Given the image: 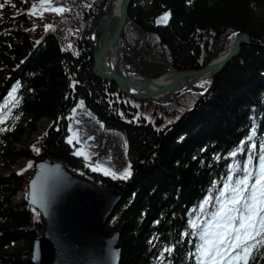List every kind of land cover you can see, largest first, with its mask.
<instances>
[{
  "label": "trees",
  "instance_id": "1",
  "mask_svg": "<svg viewBox=\"0 0 264 264\" xmlns=\"http://www.w3.org/2000/svg\"><path fill=\"white\" fill-rule=\"evenodd\" d=\"M39 3L0 0V128L7 129L0 132V264H32V242L43 230L36 208L25 199L12 204L8 196L24 187L33 162L3 175L10 165L30 155L59 158L77 175L111 186L112 178L92 171L83 156L74 155L75 142H67L76 121L73 109L120 129L127 142L132 181L119 185L122 200L105 223L109 231L120 230L119 264H197V258L204 264L197 251L199 233L219 208L220 186L229 175L235 180L242 174L253 143L249 168L258 169L264 145V48L257 46L264 41V0H131L120 47L132 56L118 51V58L126 70L147 77L156 78L170 66L202 67L238 29L250 35L252 44L241 45L206 94L200 91L207 80L204 87L193 84L166 99L135 98L93 73L86 38L111 0H52L70 11H45L41 18L38 9L28 15ZM165 13L169 19L158 24ZM46 25L54 30L46 32ZM14 87L18 104L9 99ZM43 118L50 124L32 140ZM253 128L256 135L247 141ZM27 140L37 141L40 151L25 147ZM241 141H247L245 153L238 151ZM138 162H143L139 169ZM257 248L264 253V247ZM253 254L256 259L248 264H264Z\"/></svg>",
  "mask_w": 264,
  "mask_h": 264
},
{
  "label": "water",
  "instance_id": "2",
  "mask_svg": "<svg viewBox=\"0 0 264 264\" xmlns=\"http://www.w3.org/2000/svg\"><path fill=\"white\" fill-rule=\"evenodd\" d=\"M130 2L131 0L121 1L119 16L108 40L104 39L95 45L89 36L86 43L93 60V73L104 80L115 82L122 92L135 98H168L178 91L187 90L195 81L211 74L209 84L200 91L206 94L213 86L217 74L239 53L241 45L252 44L249 33L238 29L231 48L222 58L215 60L216 57H213L199 68L176 69L170 66L172 80L166 85L153 88L149 84L152 77L138 72L145 80L135 78L130 76L134 73L132 71L122 73L106 64L108 53L121 41V31ZM111 11L112 0L91 32L104 29ZM257 46L264 48V41L258 42ZM225 49L226 47L219 53ZM142 58L150 59V56L143 53ZM118 61L121 62L119 59ZM132 86L143 87L145 90L134 91L130 88ZM142 164L143 162H138L135 167L139 169ZM33 181L36 182L35 188L32 186ZM26 183L25 200L39 211L43 219L42 233L33 239L29 252L32 264H119L122 249L119 242L120 230L109 231L105 228V223L114 207L122 200L123 192L119 189V184L128 185L129 182L113 180L111 186L103 188L72 172L59 158L36 156L32 174ZM32 194L37 197L36 204L31 202ZM42 201L46 206H41Z\"/></svg>",
  "mask_w": 264,
  "mask_h": 264
},
{
  "label": "snow or ice",
  "instance_id": "3",
  "mask_svg": "<svg viewBox=\"0 0 264 264\" xmlns=\"http://www.w3.org/2000/svg\"><path fill=\"white\" fill-rule=\"evenodd\" d=\"M191 3V0H188ZM4 5L0 4V8ZM39 15L42 18L45 11L54 12L58 15H63L64 12L70 11L65 7H55L52 4V0H40L39 5L33 4L29 10L28 15ZM170 13H165L159 17L157 23H166L169 19ZM54 30L52 25H46L45 31ZM39 43V41L37 42ZM71 45H69V48ZM208 83V82H204ZM204 83L200 87H204ZM18 87V86H17ZM74 87V85H73ZM17 88H13L9 93V99L13 100L15 104L19 103V100L14 97V93ZM7 104V101L5 102ZM83 101L79 102L78 107L83 106ZM76 109H73L75 112ZM10 113V109H9ZM15 119H19L16 116ZM4 122V117L0 116V124ZM78 123V122H77ZM103 127V125H101ZM5 128H0V132L6 131ZM71 130V129H70ZM47 135V133L45 134ZM256 135V129L253 128L251 135L247 137V141H252ZM76 139V133L73 136L68 137V143L73 144ZM247 141H241L238 146L240 153H245V145ZM76 143H80L76 139ZM256 148V144H251L247 148V161L241 171V175L235 180L232 175L227 177V182L224 185V190L220 192L217 197V203L220 205L216 212H213L211 220L205 222V227L200 231V240L203 242L197 246V251L200 252L201 257L206 261H215L216 264H220L221 261L224 264H229V261L233 257H238L243 260L244 264H248L249 259L255 260L256 255L253 254V250L260 255V258L264 259V253L259 252L260 247H264V145H261V154L258 157V169H250L249 165L253 160V150ZM33 150L39 152L40 149L35 145ZM74 155L84 156L85 159L89 157L83 150H78ZM237 151L230 153V156L235 157ZM28 167H32L31 163ZM239 167V166H237ZM102 170L104 175H111L113 179H127L131 176V172L125 169L119 175L111 171L110 169H101L100 164H96L92 167V171ZM33 188L36 186V182L32 183ZM31 202L37 203V197L35 194L31 196ZM209 201L205 200L204 204H208ZM41 206H46L43 201ZM203 207V205L201 206ZM192 228H197L198 224L195 221H190ZM187 235V233L185 234ZM171 252L172 249H166ZM197 264H200V258H197Z\"/></svg>",
  "mask_w": 264,
  "mask_h": 264
},
{
  "label": "rangeland",
  "instance_id": "4",
  "mask_svg": "<svg viewBox=\"0 0 264 264\" xmlns=\"http://www.w3.org/2000/svg\"><path fill=\"white\" fill-rule=\"evenodd\" d=\"M120 49L121 47L119 48L118 51H123V53H127V54L129 53L130 56H132L129 50L127 52L125 49L124 50L123 49L120 50ZM147 60H151V59H147ZM72 117L76 119V121L72 126L70 136H73V134L76 133V139L80 141V143H76V139H74L73 141L75 142L74 151L75 152L78 150L84 151V153L89 157L88 159L85 160L87 161V164L89 165L90 168L94 167L96 164H100L101 169L103 168L110 169L111 171L116 172L118 175L122 173L125 169L131 171L130 162L127 156V142L123 132L120 129L106 126L95 115L87 116L73 112ZM49 123L50 120H48L47 118L41 119L37 124V128L39 130L38 134H40L43 131V129H45L47 125H49ZM101 125H103V127H101ZM36 136L37 135L34 133L32 135V138L33 139L37 138ZM24 145L25 147L33 149L34 145L37 147V141L27 140L24 143ZM33 152L34 154L37 153L34 150ZM20 160H22V162H16V164L10 165L8 169L3 172V175L7 176L9 172H15L14 169L16 170L20 168L21 165L22 167H24L26 165L25 163L26 160L25 161H23L24 159H20ZM33 160H34L33 155H30L29 161L33 162ZM0 169L2 170L1 164H0ZM98 171L103 173L102 170H98ZM25 174L28 180L30 176L29 172H26ZM108 176L112 178L111 175ZM127 179H124L125 182L130 183L132 181ZM23 185H24V189L19 190L18 188L14 191V193L8 195L9 198H11L12 204H17L19 206V203L22 201L25 191V184ZM220 187L223 191L224 185L222 184ZM202 260L204 261V264H216L215 261L208 262L203 257ZM239 260L240 259L238 257L234 256L233 259L229 261V264H240ZM220 264H224V262L221 261Z\"/></svg>",
  "mask_w": 264,
  "mask_h": 264
},
{
  "label": "bare ground",
  "instance_id": "5",
  "mask_svg": "<svg viewBox=\"0 0 264 264\" xmlns=\"http://www.w3.org/2000/svg\"><path fill=\"white\" fill-rule=\"evenodd\" d=\"M121 1L122 0H112L111 15H110L109 20H108L107 24L105 25L104 29L99 31V32H96V33L91 32L90 38H91V41H93V43L95 45H98L104 39L108 40L110 38V36L112 35V32H113L114 27H115L116 19L119 16V12H120V8H121ZM233 38H234V36L232 38L228 39L226 49L224 51H222L221 53H219L217 56H215L216 57L215 60L222 58L224 56V54L231 48V46L234 42ZM120 44H121V41L116 46H114L111 49V51L108 53L107 58H106V64L108 67L112 68L113 70H118L119 72L125 73L126 69H125L124 65L122 64V62L119 63V61H118V59H119L118 58V50L120 48ZM130 76H133V77L139 78V79H144V77L139 75L138 72H134V73L130 74ZM210 78H211V74H207L206 76L195 81L194 84H201L205 80L209 81ZM171 80H172V73L170 71H167V72H164L163 74L159 75L158 77L149 80V84L153 88H158L160 86L168 84ZM130 88L134 91L145 90V88L138 87V86H132ZM154 99H158V98H154ZM39 135H37L36 137H38ZM22 189H24V187Z\"/></svg>",
  "mask_w": 264,
  "mask_h": 264
},
{
  "label": "flooded vegetation",
  "instance_id": "6",
  "mask_svg": "<svg viewBox=\"0 0 264 264\" xmlns=\"http://www.w3.org/2000/svg\"><path fill=\"white\" fill-rule=\"evenodd\" d=\"M130 169H131L130 172H131V174H132V173H133V171H132V170H133V167L131 166V164H130ZM127 180H128V179H127ZM123 181H125V180L123 179ZM122 184H123V183H121V185H122ZM119 185H120V184H119ZM121 188H123V187H121Z\"/></svg>",
  "mask_w": 264,
  "mask_h": 264
}]
</instances>
